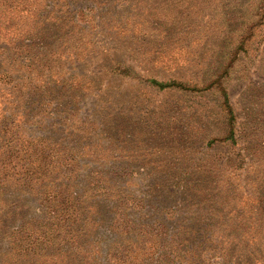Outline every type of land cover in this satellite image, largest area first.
Segmentation results:
<instances>
[{
	"label": "rangeland",
	"instance_id": "374dc122",
	"mask_svg": "<svg viewBox=\"0 0 264 264\" xmlns=\"http://www.w3.org/2000/svg\"><path fill=\"white\" fill-rule=\"evenodd\" d=\"M262 2L0 0V264H115L117 253L179 264L182 239L199 264L262 252L264 18L209 84ZM221 89L232 141L220 140ZM65 194L74 221L56 232L50 213ZM118 203L146 234H113ZM88 204L100 222H87ZM23 226L44 236L38 253H18Z\"/></svg>",
	"mask_w": 264,
	"mask_h": 264
},
{
	"label": "trees",
	"instance_id": "16d2710c",
	"mask_svg": "<svg viewBox=\"0 0 264 264\" xmlns=\"http://www.w3.org/2000/svg\"><path fill=\"white\" fill-rule=\"evenodd\" d=\"M85 11L86 10L82 11L81 16L79 17L74 16L76 12H74L75 14H73V13L64 11L63 18L66 20V22L69 20L70 22L75 24L84 15ZM256 12H257L255 14L256 19L253 22L247 24L245 26V30L241 31V33L237 35L236 40L234 41L235 46H234L231 56L229 57L227 62L222 66V70L220 74L218 76H215L212 82L209 83L210 85L219 82L220 78L227 73L230 64L236 58L237 53L241 50L244 51L243 49L244 45H251L252 39H253L252 31L262 24L261 21L264 18V0L259 6H257ZM120 49H122L123 51H126L128 48L125 47V48H120ZM116 71L118 72V74L122 76H128L129 74L127 70L116 69ZM156 86L158 89H164L166 87V85L164 84H156ZM179 90L181 91L184 90L183 86L180 84H179ZM221 115L224 120V131L225 132H224L223 138L220 140L221 141L222 140L232 141L235 136V130H234L235 117H234V114L232 113V109L227 103V98L225 96L223 89H221ZM60 190L61 191L64 190L66 192L65 186ZM56 197L57 199L54 204L55 209H53V211L50 213V219L52 218L54 220L55 231L57 232L63 226L68 225V223H71L72 221H74V218L70 216L71 213L73 214V210L71 209H73L74 206L72 203H67L68 198L66 199V194L64 196L56 195ZM59 197H62L63 199L60 200L58 199ZM85 210H86V213H85L86 219L89 224L101 221V219L98 216V213H101V212H97L96 208H94L91 204L86 205ZM111 210L115 212L114 213L115 216L110 218L111 221H110L109 228L110 230H112L114 235H118V234L120 236L128 235L136 227L138 228L139 231L146 234L144 230L145 225L136 224L135 222L129 220L128 219L129 215L126 213L127 208L123 207L121 203L113 205ZM263 213H264V210H263ZM263 219H264V215H263ZM48 224L50 225V223ZM256 226L257 225H254V226L249 225V226L244 227L245 235L247 236L248 242L251 244L252 247L256 246L255 240H253V237H255V234L257 232ZM67 230L66 232L69 233V231ZM180 231L185 234L187 233L193 234L195 232V229L193 228V226H186L184 228H181ZM59 235L60 234L56 233L57 239L59 238ZM12 237L14 238V241H16L18 244V248H17L18 253L23 256H28V255H33L35 253H38L41 250L40 246L42 245V242H45V239L42 240L44 236L32 235L25 229L24 226L22 228L20 227L19 231L13 233ZM123 240H124V243H128V245L131 244L130 240L128 239H123ZM181 241H182V244H184L183 245L184 251H186L189 256L186 255L185 256L186 258L184 256H179V264H199L195 248L193 246L187 247L185 245L186 243L185 239H182ZM261 242H264V225H263L262 236L258 243H261ZM261 245H262L263 251L261 252V248H260L259 253L249 256L250 259L246 260V264H264V244L261 243ZM252 247H248V248L251 249ZM94 253H97V251L92 250L91 254H94ZM107 255H108L107 256L108 260H109L111 255L109 254V252ZM257 255H258V258H255V256ZM83 259L86 260L84 264H94L93 263L94 259L92 256L86 255V256H83ZM110 259H112V261L115 264H133L136 261L129 257L120 256L118 253H117V257L113 256ZM234 264H238V263L235 262Z\"/></svg>",
	"mask_w": 264,
	"mask_h": 264
}]
</instances>
